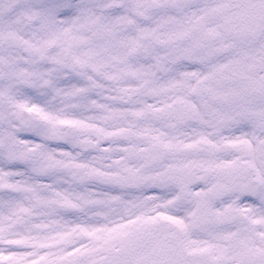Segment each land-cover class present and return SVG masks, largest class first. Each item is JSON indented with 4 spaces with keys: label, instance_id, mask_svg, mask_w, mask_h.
<instances>
[{
    "label": "snow or ice",
    "instance_id": "1",
    "mask_svg": "<svg viewBox=\"0 0 264 264\" xmlns=\"http://www.w3.org/2000/svg\"><path fill=\"white\" fill-rule=\"evenodd\" d=\"M0 264H264V0H0Z\"/></svg>",
    "mask_w": 264,
    "mask_h": 264
}]
</instances>
